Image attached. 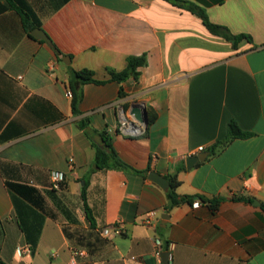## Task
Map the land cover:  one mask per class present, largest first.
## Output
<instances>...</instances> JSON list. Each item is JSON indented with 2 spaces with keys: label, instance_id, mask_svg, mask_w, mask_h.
Segmentation results:
<instances>
[{
  "label": "crops",
  "instance_id": "0c3cea01",
  "mask_svg": "<svg viewBox=\"0 0 264 264\" xmlns=\"http://www.w3.org/2000/svg\"><path fill=\"white\" fill-rule=\"evenodd\" d=\"M214 24L247 35L237 48L202 20L165 0H0V257L8 264H163L155 239L169 243L170 264H264V0H181ZM51 43L31 38L22 13ZM31 35V36H30ZM146 57L137 80L111 81L131 57ZM105 84L83 86L81 114L67 97L74 72ZM145 106L143 135L120 131ZM87 121L110 136L134 172L90 178L96 150ZM252 134L211 155L230 123ZM199 148H204L198 152ZM207 155L191 170L190 157ZM66 182L51 190V174ZM157 172L179 196L197 199L167 213ZM35 189L33 204L11 189ZM169 189V190H170ZM203 198L206 203L199 200ZM220 200L217 207L212 203ZM157 212L158 228L144 224ZM169 215L165 227L162 217ZM121 235L105 237L106 228ZM37 243L36 251L32 245ZM25 249L24 256L18 250ZM81 251L83 256H75ZM52 253H56L52 257Z\"/></svg>",
  "mask_w": 264,
  "mask_h": 264
},
{
  "label": "trees",
  "instance_id": "16d2710c",
  "mask_svg": "<svg viewBox=\"0 0 264 264\" xmlns=\"http://www.w3.org/2000/svg\"><path fill=\"white\" fill-rule=\"evenodd\" d=\"M175 6L184 8L191 12L192 14L198 16L205 27L209 30V32L215 36L221 37L228 42L232 43L235 48L239 45V43L243 40H248L252 42L251 37L247 35H234L227 27L214 24L210 21L207 13L202 8L195 6L193 4H188L181 0H165ZM24 25L26 30L29 34L35 29V27L30 24V15L23 12L22 13ZM31 36V35H30ZM31 38H34L31 36ZM147 59L146 57H131L127 60V68L121 73H113L111 72V81H115L118 83L125 82L131 78L137 80L140 76L139 70L143 67H146ZM104 81H98L94 78V73L88 69H84L82 71L74 72L73 77L69 82V90L73 94L72 98V110L75 116H79L81 114L80 105L83 101L84 94H83V86L87 84H97L102 85L105 84ZM81 129L85 132L87 137L92 141L93 147L96 150V157L94 164L89 172L87 178L84 179V185L82 187V200L84 203V212L86 215L87 220L89 221L91 228L96 227L95 219L93 216V212L88 203V188L90 185V178L93 174L99 171H107V170H115V171H122V172H134L138 173L144 177L148 175L150 171L139 172L131 168L127 163H125L121 157L119 156L118 152L113 146L112 140L110 136L106 133H96L90 130L89 123L87 121H82L80 124ZM95 136H101L103 140L102 145H98L93 141ZM252 137L251 133L244 132L238 126L237 123L232 122L229 126V133L225 140L219 142L215 145L213 150L211 151V155L217 154L219 149L224 148L231 144L233 141L238 139H247ZM176 184L171 185V189L167 193V205L165 210L167 213H170L173 209L180 207L185 204L192 205L194 202L197 201L195 197L192 196H179L175 192ZM11 189L18 193L19 195L23 196L25 199L30 201L33 204H37V197L36 195L38 192L35 189H31L24 186L19 185H11ZM199 200L203 203H206V200L203 198H199ZM238 200L245 201L247 203L253 204L255 202L252 198H240ZM220 203V200H216L214 203V207H217ZM261 208L264 211V202L261 204ZM158 230H162L160 227ZM37 248V243L32 245V249L35 252ZM165 252L169 251V243L164 244ZM0 264H8L2 260L0 257ZM170 264V263H169Z\"/></svg>",
  "mask_w": 264,
  "mask_h": 264
},
{
  "label": "built area",
  "instance_id": "2783aa9c",
  "mask_svg": "<svg viewBox=\"0 0 264 264\" xmlns=\"http://www.w3.org/2000/svg\"><path fill=\"white\" fill-rule=\"evenodd\" d=\"M67 97L69 99L73 98L72 92L69 90L67 92ZM120 131L122 134L127 135V136H132V137H138L143 135V127L140 123L138 122H133L131 121L128 117H126L124 112H121V117H120ZM204 148H199L197 151L202 152ZM66 182V175L65 173L61 171H56L51 174V190L53 191H60L63 187V185ZM157 212L152 211L149 212L146 215V219L144 221L145 226L153 228L154 230L158 229V224H157ZM105 237H109L113 234L116 235H121L122 230L120 227H115V228H106L103 233ZM155 243L157 245L156 249V256L158 259H162V254H163V249H164V243L160 239V237H157L155 239ZM27 251L25 249H19L18 254L19 256H24ZM75 256H83L84 253L81 251H75L74 252ZM56 253H52V257H55Z\"/></svg>",
  "mask_w": 264,
  "mask_h": 264
},
{
  "label": "water",
  "instance_id": "95a60500",
  "mask_svg": "<svg viewBox=\"0 0 264 264\" xmlns=\"http://www.w3.org/2000/svg\"><path fill=\"white\" fill-rule=\"evenodd\" d=\"M32 36L38 40H41V41H44L47 43H51V40L49 39L47 34L41 29H34L32 31ZM131 115L133 116V118L135 119L136 122L140 123L142 126H147V124H148V113H147V109L145 106H141L139 104L134 105L132 107ZM93 141L98 145L103 144V140H102L101 136H95L93 138ZM207 155L208 154H205L204 156L199 155L196 157L188 158V160H187L188 170H191L199 162H203L207 158ZM149 180L152 181L153 183L157 184L158 186H160L166 192H168L170 189L169 180L167 178L161 176L157 172H151L149 174ZM254 204L257 206L261 205L257 201H255ZM169 218H170L169 215H164L162 217L163 222H164V224H163L164 227H165L166 221L169 220ZM162 262H163V264H169V253H163L162 254Z\"/></svg>",
  "mask_w": 264,
  "mask_h": 264
}]
</instances>
